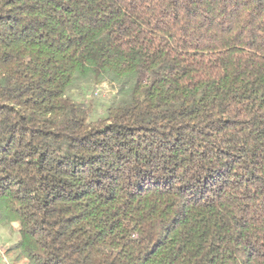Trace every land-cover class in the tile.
Segmentation results:
<instances>
[{
	"label": "trees",
	"instance_id": "obj_1",
	"mask_svg": "<svg viewBox=\"0 0 264 264\" xmlns=\"http://www.w3.org/2000/svg\"><path fill=\"white\" fill-rule=\"evenodd\" d=\"M0 222L29 264H264V0H0Z\"/></svg>",
	"mask_w": 264,
	"mask_h": 264
},
{
	"label": "rangeland",
	"instance_id": "obj_2",
	"mask_svg": "<svg viewBox=\"0 0 264 264\" xmlns=\"http://www.w3.org/2000/svg\"><path fill=\"white\" fill-rule=\"evenodd\" d=\"M71 94L75 100L84 101L92 105L94 113L97 116L106 114L107 109L117 98V88L109 83L87 84L81 83L75 85ZM17 224H2L0 222V262H2L3 254L15 264H29L28 260L19 257V250L9 252V249L14 247L20 238V234L16 229Z\"/></svg>",
	"mask_w": 264,
	"mask_h": 264
},
{
	"label": "built area",
	"instance_id": "obj_3",
	"mask_svg": "<svg viewBox=\"0 0 264 264\" xmlns=\"http://www.w3.org/2000/svg\"><path fill=\"white\" fill-rule=\"evenodd\" d=\"M2 262L0 264H15L13 261H11L7 255L3 254L2 256Z\"/></svg>",
	"mask_w": 264,
	"mask_h": 264
}]
</instances>
